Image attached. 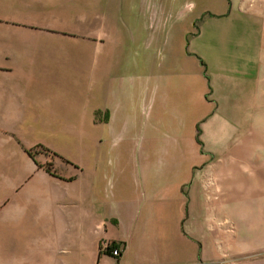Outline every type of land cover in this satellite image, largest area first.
<instances>
[{"label":"crops","instance_id":"crops-1","mask_svg":"<svg viewBox=\"0 0 264 264\" xmlns=\"http://www.w3.org/2000/svg\"><path fill=\"white\" fill-rule=\"evenodd\" d=\"M175 1L155 63L99 0H0V264H264V0Z\"/></svg>","mask_w":264,"mask_h":264},{"label":"rangeland","instance_id":"rangeland-1","mask_svg":"<svg viewBox=\"0 0 264 264\" xmlns=\"http://www.w3.org/2000/svg\"><path fill=\"white\" fill-rule=\"evenodd\" d=\"M99 14L111 15L110 21L98 24L100 31L115 33L113 44L122 49V57L133 62L148 54L152 62L158 61L162 51L177 45V32L182 22L180 5L175 0H99ZM196 0L197 9L204 7ZM207 1V0H206ZM142 136H132L122 123L113 134L103 140L107 167L116 171V177L125 173V159L133 157L134 172L140 173ZM224 264V263H214Z\"/></svg>","mask_w":264,"mask_h":264},{"label":"built area","instance_id":"built-area-1","mask_svg":"<svg viewBox=\"0 0 264 264\" xmlns=\"http://www.w3.org/2000/svg\"><path fill=\"white\" fill-rule=\"evenodd\" d=\"M100 253H110L112 256L117 257L121 253V247L115 245L114 243L103 241L99 245Z\"/></svg>","mask_w":264,"mask_h":264}]
</instances>
